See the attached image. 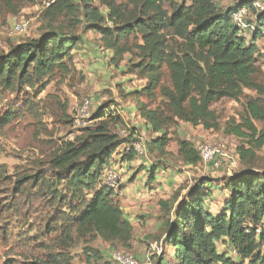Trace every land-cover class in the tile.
Returning a JSON list of instances; mask_svg holds the SVG:
<instances>
[{
    "label": "trees",
    "instance_id": "obj_1",
    "mask_svg": "<svg viewBox=\"0 0 264 264\" xmlns=\"http://www.w3.org/2000/svg\"><path fill=\"white\" fill-rule=\"evenodd\" d=\"M220 1L54 0L43 13L47 29L0 54V84L34 86L57 71L70 69L71 50L82 42V35L75 33L77 23L55 24L59 16L69 14L100 33L115 54L128 52L137 58L128 64L129 72H139L146 79L145 85L134 92L137 110L151 130L160 133L147 143L150 150L165 154L169 138L160 131L169 124L168 117L217 129L212 104L223 98L237 101L245 97L243 115L239 121H228L223 131L243 141L236 151L241 160H246L264 145V100L244 94V89L264 94L263 85L256 81L255 57V41L264 36V6L256 0H229L230 4L222 7ZM242 7L248 12L245 26L233 21L234 13ZM79 14L84 22L78 19ZM246 32L251 34L249 41ZM135 35L142 40L141 44H132L137 52L129 43ZM166 75L170 86L165 84ZM157 88L167 100L171 116L140 102L138 95L152 96ZM91 119L97 122L83 128L72 140L61 142L32 174L21 176L17 180L19 189L30 184L49 204L55 214L52 229L63 225L66 236L74 228L93 231L116 249L129 248L133 225L114 199V188L102 181L101 174L119 147L136 140V128L126 126L106 103L96 108ZM116 127L118 133L114 132ZM121 130L128 136H122ZM178 154L186 164L201 162L197 148L188 140L178 141ZM136 155L131 147L122 151L121 158L131 161ZM158 170H147L148 179L154 180ZM213 187L225 192L216 212L206 205ZM159 204L167 218L164 244L171 250L154 256V264H264V232L257 233L264 217V172L242 170L225 177L221 187L201 178L178 204L170 200ZM219 244L226 250L220 252ZM86 256V264H108L97 250ZM2 264L14 263L6 260ZM16 264H58V260L53 257Z\"/></svg>",
    "mask_w": 264,
    "mask_h": 264
},
{
    "label": "rangeland",
    "instance_id": "obj_2",
    "mask_svg": "<svg viewBox=\"0 0 264 264\" xmlns=\"http://www.w3.org/2000/svg\"><path fill=\"white\" fill-rule=\"evenodd\" d=\"M47 1L0 0V54L7 52L9 46L26 38L38 37L47 29L48 22L43 14ZM256 1L260 7L264 6V0ZM219 3L222 7L230 4L229 0ZM258 5L255 8L258 9ZM165 8L169 10L168 4ZM250 11L253 14L252 9ZM21 18L30 20L28 28L23 33L13 32L14 23ZM78 19L84 22L81 14ZM61 22L64 26L77 23L75 33L82 35V42L71 50L70 69L57 71L34 86L16 82L10 87L0 84V264L6 260L16 264L53 257L58 264H86V254L94 250L102 254V261L117 264L111 257L116 246L97 237L93 231L74 228L66 236L63 225L52 229L54 213L49 204L36 194L30 184L19 189L17 182L21 176L30 175L40 168L41 161L50 156L61 142L72 140L81 134L83 128L95 124L97 121L91 119V115L103 103L119 114L126 126L136 128V140L119 147L109 165L116 174L114 191L117 195L114 199L133 225L130 247H119L118 250L133 256L139 263L154 264V256L163 254L164 250L169 254L171 250L164 244L167 218L163 216L159 201L170 200L178 204L187 198L189 190L201 178L213 180L221 187L225 177L242 170L264 172V145L253 156L241 160L236 148L243 141L223 131L231 119L239 121L246 98L241 97L237 101L223 98L212 104L219 126L217 129H205L202 125H191L168 117L169 124L160 131L169 138L163 149L165 154L161 155L157 150H150L147 144L160 133L152 131L137 110L134 92L146 83L139 72H129V62H135L137 58L128 52L115 54L106 47L100 33L86 27L87 22L78 23L69 14L65 18L59 16L55 24ZM250 35L245 33L247 41ZM137 36L129 39L134 52L137 51L132 44L142 43ZM255 44L256 81L264 87V36L259 37ZM163 67L167 74L168 69ZM165 84L170 86L167 75ZM158 89L152 96L142 94L138 98L148 109H162L163 114L171 116L166 109L167 100ZM244 94L264 100V94L259 95L254 90L244 89ZM86 100L89 101V117L83 119L85 123L73 128L71 118ZM256 124L261 126L259 122ZM118 130L116 127L114 132L118 133ZM180 140L192 142L198 151L204 146L217 149V153L211 161L201 158L197 165L186 164L178 154ZM132 143H137L138 148L135 159L123 160L122 151ZM150 168H159L154 180L148 179L147 170ZM211 190L206 205L216 212L225 192L223 188L213 187ZM218 248L220 252L226 250L221 244ZM261 254L264 255V243Z\"/></svg>",
    "mask_w": 264,
    "mask_h": 264
},
{
    "label": "built area",
    "instance_id": "obj_3",
    "mask_svg": "<svg viewBox=\"0 0 264 264\" xmlns=\"http://www.w3.org/2000/svg\"><path fill=\"white\" fill-rule=\"evenodd\" d=\"M54 0H49L46 2V6L48 7ZM247 8L242 7L239 10H237L234 15H233V21L241 26H245L244 24V18L247 15ZM30 24V20L27 18H21L20 20H18L17 22L14 23L13 26V32H17V33H23L29 26ZM263 35H264V28H263ZM88 108H89V101L86 100L84 101L80 106H78L77 110H76V115L73 117L72 119V124H73V128H77L79 127L81 124L85 123V121L83 120L84 118H88ZM128 136V132L126 130H121L120 134L126 135ZM71 137V135H70ZM132 146H127L125 148L126 151H129L130 148L132 147L133 150H135V152H138V148H137V143H132ZM217 149L215 148H211V147H202L200 150L199 147V155L200 157L204 160V161H211L213 159V157L215 156V154ZM102 181L108 185L111 186L112 188L115 187L116 185V174L114 172L113 168L107 167V169L104 170V174H102ZM259 231H263L264 232V217L262 218L259 228L257 229V233ZM112 260L114 262H116L117 264H143V263H139L137 262V260H135V258L131 255H129L126 252L120 251L118 249H114L112 254H111Z\"/></svg>",
    "mask_w": 264,
    "mask_h": 264
},
{
    "label": "crops",
    "instance_id": "obj_4",
    "mask_svg": "<svg viewBox=\"0 0 264 264\" xmlns=\"http://www.w3.org/2000/svg\"><path fill=\"white\" fill-rule=\"evenodd\" d=\"M124 214V213H123Z\"/></svg>",
    "mask_w": 264,
    "mask_h": 264
}]
</instances>
